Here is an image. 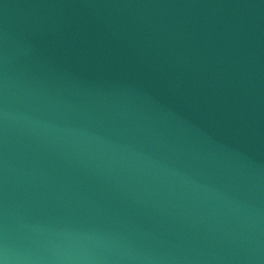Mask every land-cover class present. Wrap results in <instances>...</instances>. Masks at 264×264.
<instances>
[{
    "label": "water",
    "instance_id": "1",
    "mask_svg": "<svg viewBox=\"0 0 264 264\" xmlns=\"http://www.w3.org/2000/svg\"><path fill=\"white\" fill-rule=\"evenodd\" d=\"M0 264H264V0H0Z\"/></svg>",
    "mask_w": 264,
    "mask_h": 264
}]
</instances>
